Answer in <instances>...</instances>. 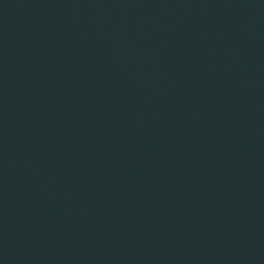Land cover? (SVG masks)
I'll list each match as a JSON object with an SVG mask.
<instances>
[{
  "label": "water",
  "instance_id": "obj_1",
  "mask_svg": "<svg viewBox=\"0 0 264 264\" xmlns=\"http://www.w3.org/2000/svg\"><path fill=\"white\" fill-rule=\"evenodd\" d=\"M0 264H264V0H0Z\"/></svg>",
  "mask_w": 264,
  "mask_h": 264
}]
</instances>
